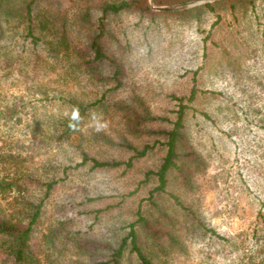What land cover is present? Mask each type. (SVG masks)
I'll list each match as a JSON object with an SVG mask.
<instances>
[{"label": "rangeland", "instance_id": "1", "mask_svg": "<svg viewBox=\"0 0 264 264\" xmlns=\"http://www.w3.org/2000/svg\"><path fill=\"white\" fill-rule=\"evenodd\" d=\"M62 1L71 12L91 7L90 26L96 29L100 12L94 8L99 0H40L39 7L56 10L63 6ZM203 1L156 4L147 0L156 10L162 9L155 7L160 5H174L170 7L173 9ZM227 18L232 24L223 27L240 26L230 14ZM213 19L207 16L200 27L207 29ZM106 22L104 45L122 64L119 80H107L98 74H109L108 61L96 66L95 72H86L72 53L73 45L79 48L93 31L73 30L68 36L70 47L65 48L68 52L54 54L51 46L57 44V34H46L38 26L28 33V21L24 19H10L0 26V178H14L32 197L42 196L44 180H55L44 199L34 241L48 252L49 264H101L128 235L131 223L140 230L139 212L151 218L157 210H164L172 217L163 215L162 224L157 226H178L181 245H169L164 234L160 241L166 251L155 252L153 260L157 264L256 263L262 253L255 251L253 240L239 234L240 230L249 231L256 218L257 185L247 167V159H253L255 153L246 147V139L242 141L232 133L235 120L204 119L198 109L189 111L190 142L202 156L205 169L197 176L191 195L182 194L183 187H173L186 202L193 198L194 213L188 216L186 209L168 195L171 188L161 193L153 191L155 202L150 199L157 182L146 178L145 172L157 167L164 152L155 141L158 139L153 129L168 125L167 120L145 122L132 134L127 131L120 105L124 108L130 104L137 113L147 106L152 114L171 119L178 104L170 94H185L193 83L227 91L232 96L229 104L238 102L231 104L235 108L248 102H240L248 88L261 94L259 103L264 102V88L256 84H264V47L247 58L250 77L246 80L240 70L236 75L228 67L203 78L199 75L194 81L192 71L201 63L205 33L192 21L187 23L174 14L153 16L123 10L108 14ZM242 49L245 52L247 48ZM109 87L107 102L90 106L79 129L64 133L62 123L72 112L71 100L94 99ZM121 98L124 101H118ZM220 98H206L202 105L217 106ZM94 114L100 123H107L103 131H96ZM242 122L241 118L236 124ZM249 132L244 138L251 136ZM127 142L138 148L153 145L144 155L132 157L130 165L91 169L88 163H78L82 148L101 160L127 161L134 154ZM16 194L12 188L3 202ZM259 194L264 198L263 192ZM199 219L211 230L205 229ZM212 229L228 239L217 237ZM147 236L146 241H153L149 233ZM129 257L132 264H139L134 251Z\"/></svg>", "mask_w": 264, "mask_h": 264}, {"label": "trees", "instance_id": "2", "mask_svg": "<svg viewBox=\"0 0 264 264\" xmlns=\"http://www.w3.org/2000/svg\"><path fill=\"white\" fill-rule=\"evenodd\" d=\"M154 1L156 4H163L185 2L187 0ZM39 2L40 0H19L18 2L17 0H0V26L2 22H8L10 19H24L28 21V33H32V28L38 26L46 34H57V44L51 46L54 54L61 50L68 52L70 47L68 36H71L70 33H73V30L79 33L82 29L93 31L88 36L87 41H84L79 48H75V45H73L74 50L72 48L71 51L77 55L78 64L86 72L93 73L96 66L103 64L104 60L108 61L107 63L111 67L109 74H102L101 71H98V74L107 80L110 77L119 80L122 64L117 57H114L112 53L105 49L106 17L108 14H117L123 10L139 11L141 14L150 13L153 16L174 14L180 16L187 23L192 21L191 23L200 32L205 33L202 36L201 63L192 71L194 81L197 80L199 75L203 78L212 72H224L228 67L231 73L235 72L236 75V70H240L246 80L250 77V65L246 66L247 58L253 56L256 51L260 52L259 50L262 46L264 47V0H205L182 8H162L158 10L153 9L147 0H99V4L94 8L100 12L95 30L91 29L90 26L91 13L93 12L91 7H79L71 12L68 10L71 7L65 6L62 1L63 6H58L60 8L56 10H41ZM227 14L237 20L240 26L233 29L223 27L226 23L232 24V21L227 18ZM209 15L214 17L213 21L207 29L201 28L200 25L205 22ZM34 17L36 18L34 19ZM222 27L223 29L221 30ZM66 47L68 49H65ZM243 47L247 48L245 52L242 49ZM256 84L261 85L262 89L264 88L262 82L257 81ZM111 89L112 87L106 88L99 96L86 101L74 97L71 100V111H73L74 107H78L81 120L90 106L95 104L99 106L107 102L106 94ZM170 95L177 99L178 104V107L174 110L175 116L171 119L167 116L152 114L147 106L137 113L130 104H127L124 108L120 105L124 109V121L129 133L138 132L140 125L148 121L166 119L168 122V125L163 124L153 129L158 139L155 141L162 145L164 152L157 167L148 169L145 172L146 178H155L157 182L151 188L150 199L155 202L153 191L161 193L166 191V188H171L168 190V195L181 208L186 209L188 216L189 214L193 215V198L190 200L186 198L188 200L186 202L173 188L174 186L176 188L183 187L181 190L182 194L191 195L197 186V176L204 173L205 169L202 156L190 142L191 133L187 127L189 111L198 109L204 119L235 120L232 133L236 134L242 141L246 139V147H249V151L255 153L253 159H247L249 163L247 167L250 168L252 181L257 185L254 194L258 200L256 218L252 227L249 231L240 230L239 234H243L245 239L253 240V244L256 246L255 251L262 253V258L254 264H264V198L259 194V192L264 193V102L259 103L261 94L248 88L246 96L240 98V102H248L246 104L239 103L236 108L232 105L238 102L233 101L231 102L232 105L229 104V98L232 96L227 94V91L206 87L198 83H193L190 90L185 94L176 95L171 93ZM206 98H220V103L217 106L207 108L202 105L203 100ZM118 101L124 100L121 98ZM238 107L240 111L237 110ZM241 118L244 119V122L240 125L236 124L237 120ZM80 120L76 130L70 127V124L73 123L71 112L70 116L62 123L63 132L71 134V132L77 131L80 126ZM247 132L251 133V136L244 138L243 135L247 136ZM126 145L134 151V154L127 161L117 159L101 160L90 155L87 150L82 148L80 151L81 160L78 163L80 165L88 163L91 169L98 167L112 168L122 163L130 165L132 157L144 155L153 144H144L141 148L130 142H127ZM54 182V179L44 180L45 190L42 196L32 197L29 195L30 193H24L26 188L24 189L23 186L17 184L14 178H0V264L50 263L48 252L44 253L41 246L34 241V232L42 212L44 199L49 195V190ZM12 188L17 190L18 194L14 195L11 200L3 202V199L8 198V193ZM156 213L150 218L139 212L140 230L137 231L135 223H131L128 235L119 240L117 246L113 248L106 260L101 264H132V260L129 257V253L132 251L135 252L139 264H157L153 260L156 255L155 252L166 251L163 242L160 241L164 234L168 239L169 245H178L180 247L178 226H175V224L171 228L157 226L162 224L163 215L172 216L168 215L164 210H157ZM199 223L205 226L200 219ZM205 229L211 230L206 226ZM148 233L153 238L151 242L145 239L148 238ZM212 233L222 239H228L227 236L213 229ZM128 237H130V248L128 254H126ZM240 241L242 243L244 239Z\"/></svg>", "mask_w": 264, "mask_h": 264}, {"label": "clouds", "instance_id": "3", "mask_svg": "<svg viewBox=\"0 0 264 264\" xmlns=\"http://www.w3.org/2000/svg\"><path fill=\"white\" fill-rule=\"evenodd\" d=\"M92 118H93L94 121H97V123H96V131H98V132L99 131H103L107 127V123L106 122L100 123L97 120V117H96L95 114L93 115ZM79 120H80L79 108L78 107H74L73 111H72V121H73V123L70 124V127H72L74 130H76L77 124L79 123Z\"/></svg>", "mask_w": 264, "mask_h": 264}, {"label": "water", "instance_id": "4", "mask_svg": "<svg viewBox=\"0 0 264 264\" xmlns=\"http://www.w3.org/2000/svg\"><path fill=\"white\" fill-rule=\"evenodd\" d=\"M156 8H170L174 7V5H160V6H155Z\"/></svg>", "mask_w": 264, "mask_h": 264}]
</instances>
